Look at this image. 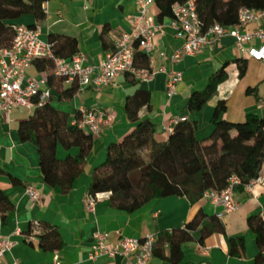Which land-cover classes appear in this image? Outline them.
<instances>
[{
    "label": "crops",
    "instance_id": "0c3cea01",
    "mask_svg": "<svg viewBox=\"0 0 264 264\" xmlns=\"http://www.w3.org/2000/svg\"><path fill=\"white\" fill-rule=\"evenodd\" d=\"M136 13V0H50L46 18L39 25L41 38L48 41L52 34L74 38L87 64L98 66L114 49L115 39L129 31L130 19ZM151 15L161 28L148 56L154 73L150 81L122 75L112 85L100 89L87 87L70 102L54 104L71 116L82 109L104 111L110 121L94 137L84 173L69 193L64 194L60 188H51L44 183L37 148L19 138L20 123L30 118L33 111L13 109L9 115L0 113V189L14 206L6 219L0 221L2 234L10 236L15 244L5 255L4 264H52L56 258L60 264H123V257L90 259L96 243L95 233H106L108 244L115 246L123 238L140 240L149 234L184 228L199 212L207 218L220 212V208L206 199L192 205L183 197L154 200L134 213L115 209L109 198L99 200L93 211L87 208L86 198L94 169L104 163L110 145L122 142L136 128V124L127 118L126 102L137 91L151 94V112L143 110L140 115L142 121L149 120L156 126V138L160 142L168 140L172 121L182 117L199 124L198 140L211 134L215 101L202 112L189 111V101L193 94L203 92L210 77L225 65H228L229 76L218 93L219 99L227 100L228 108L223 118L242 123L250 114L264 115L263 62L247 58V74L239 78L237 60L244 59V55L236 49L232 37H224L219 42L211 40L198 54L174 61V55L183 48L184 40L171 28L170 19L159 22V10L155 5L151 8ZM29 23L37 24L30 16L21 20V24ZM257 29L264 30V22L249 24L244 31L253 33ZM260 45L258 41L257 46ZM170 72L182 74L172 98L166 95ZM27 74L37 80L45 78L34 65ZM77 153L78 149L66 152L60 145L57 149L59 160ZM29 186L42 193L41 204L30 201L26 194ZM235 200L238 211L219 218L223 232L202 239L200 230H197L193 233L194 240L183 244L179 252L172 253L165 244L149 264H264V248H260L257 234L250 225L252 218L264 223V188L258 185L252 193L239 189ZM33 223L56 228L63 241L62 248L58 252H46L40 248L37 238L26 241L25 233Z\"/></svg>",
    "mask_w": 264,
    "mask_h": 264
},
{
    "label": "trees",
    "instance_id": "16d2710c",
    "mask_svg": "<svg viewBox=\"0 0 264 264\" xmlns=\"http://www.w3.org/2000/svg\"><path fill=\"white\" fill-rule=\"evenodd\" d=\"M48 1L0 0V51L12 46L16 26L36 28L45 20L43 4ZM188 1L191 0H155L159 22L172 20L174 6ZM193 1L203 31H208L214 25L234 26L243 9L264 11V0ZM28 16L33 17L37 24H21V20ZM48 42L53 45L56 57L70 59L79 53L78 41L74 38L52 34ZM33 65L38 73L47 78L51 97L46 105L33 110L32 116L20 123L18 135L22 142H30L37 148L44 183L51 188L58 187L67 194L84 173L94 136L78 127L82 117L79 110L71 116L54 105L55 102H70L79 92L78 84L66 87L65 79L55 75L51 59H37ZM135 66L149 69V57L137 51ZM227 67L225 65L213 74L207 88L193 94L189 101L191 112H202L215 101L211 120L213 130L203 140L197 138L199 124L186 118L174 126L167 141L160 142L156 138V126L149 120H141V112H151L152 109L150 92L139 90L129 97L126 114L136 128L122 142L109 146L106 161L92 173L89 195L109 193L112 207L134 213L154 200L169 197L187 198L194 205L204 199V194L209 190L223 191L233 176L242 181L237 190L244 189L255 179L264 166V115L250 114L242 123H232L223 118L228 108L227 100L219 99L218 93L220 86L228 79ZM237 67L239 78H244L248 70L247 59L237 60ZM59 145L66 152L78 149V153L59 160ZM13 209L14 206L0 189V221L5 220ZM250 225L263 249L264 223L252 218ZM197 230L204 239L213 233L223 232L224 227L217 216L207 218L199 212L184 228L160 232L154 255L165 244L172 253L179 252L183 244L194 240L193 233ZM30 237L37 238L40 248L46 252H58L63 246L57 229L45 223L31 224L25 233L26 241Z\"/></svg>",
    "mask_w": 264,
    "mask_h": 264
},
{
    "label": "built area",
    "instance_id": "2783aa9c",
    "mask_svg": "<svg viewBox=\"0 0 264 264\" xmlns=\"http://www.w3.org/2000/svg\"><path fill=\"white\" fill-rule=\"evenodd\" d=\"M137 13L130 19V29L121 34L114 41V49L108 53L105 60L98 66L87 64L84 55L78 53L70 59L56 57L53 45L41 38L40 27L29 28L24 25L15 27V39L11 47L0 51V113L9 115L13 109H26L33 111L41 108L50 101L51 90L47 78L34 79L29 77L27 70L37 59L48 58L54 63V72L57 77L64 78L65 84H78L79 92L87 87L100 89L116 82L122 75H130L140 81H150L153 72L149 69H138L135 66L137 51L151 54L154 48V39L160 30L151 15V8L155 0H136ZM43 11L47 14V3L43 4ZM174 18L171 28L184 40L183 48L174 55L177 61L188 55L201 52L211 40L219 42L224 37H232L235 47L245 59H253L264 63V30L257 29L253 33L244 31L249 24L264 22V11L243 9L240 12L237 24L231 27L214 25L208 31H203L193 0L185 4H177L173 8ZM258 41L261 42L257 46ZM182 74L170 72L167 75L166 95L172 98L181 82ZM82 114L78 127L91 135L98 136L105 126L110 124L107 114L100 110H79ZM186 118H177L168 128L173 132L174 126L185 121ZM242 184L240 178L233 176L223 191L209 190L204 194L214 207L220 208L217 217L222 219L227 215L235 214L239 205L235 200L237 187ZM264 188V166L259 175L244 186L248 193L254 187ZM26 194L31 202L41 204L43 195L37 189L29 186ZM109 198V193L88 195L86 205L93 211L96 203ZM0 222V264L14 247L10 236L2 234ZM30 237L28 240L32 239ZM96 241L90 259L97 260L102 257H123V264H149L154 257V246L159 239V233L147 235L143 239L123 238L118 245L108 244L106 233L94 234ZM52 264H60L56 260Z\"/></svg>",
    "mask_w": 264,
    "mask_h": 264
},
{
    "label": "rangeland",
    "instance_id": "374dc122",
    "mask_svg": "<svg viewBox=\"0 0 264 264\" xmlns=\"http://www.w3.org/2000/svg\"><path fill=\"white\" fill-rule=\"evenodd\" d=\"M106 158H107V157H106ZM106 158H105V161H106ZM105 161H104V162H105Z\"/></svg>",
    "mask_w": 264,
    "mask_h": 264
}]
</instances>
